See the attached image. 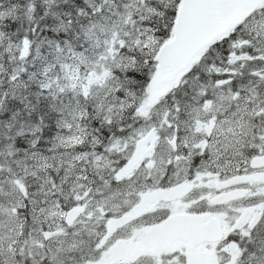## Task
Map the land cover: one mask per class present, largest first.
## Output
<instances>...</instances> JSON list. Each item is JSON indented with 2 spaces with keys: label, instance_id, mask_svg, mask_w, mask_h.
<instances>
[{
  "label": "snow or ice",
  "instance_id": "obj_1",
  "mask_svg": "<svg viewBox=\"0 0 264 264\" xmlns=\"http://www.w3.org/2000/svg\"><path fill=\"white\" fill-rule=\"evenodd\" d=\"M0 264H264V0H0Z\"/></svg>",
  "mask_w": 264,
  "mask_h": 264
}]
</instances>
